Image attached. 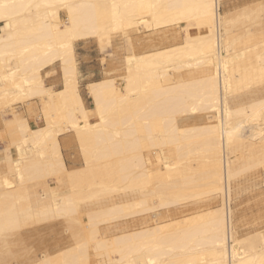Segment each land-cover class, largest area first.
<instances>
[{
	"label": "bare ground",
	"instance_id": "1",
	"mask_svg": "<svg viewBox=\"0 0 264 264\" xmlns=\"http://www.w3.org/2000/svg\"><path fill=\"white\" fill-rule=\"evenodd\" d=\"M229 12L221 0H0V106L27 99L28 113L42 116L34 128L20 111L5 123L21 136L7 141L2 160L0 264H264V229L240 236L233 206L249 180L244 174L264 166V30L229 35L237 19ZM169 24L181 27L182 43L134 53L135 31ZM117 33L133 51L124 85L117 90L113 77L91 83L90 114L75 44L95 39L103 47ZM56 62L64 82L58 90L42 75ZM187 118L205 121L182 123ZM65 130L76 133L82 166L67 167L59 140ZM129 190L138 192L134 200L123 199ZM201 196L221 203L182 219L162 220L154 210ZM101 198L103 206L91 207ZM82 207L89 222L71 228L74 246L31 251L23 243L32 225L40 231ZM135 213H142L136 229L137 220H127Z\"/></svg>",
	"mask_w": 264,
	"mask_h": 264
},
{
	"label": "rangeland",
	"instance_id": "2",
	"mask_svg": "<svg viewBox=\"0 0 264 264\" xmlns=\"http://www.w3.org/2000/svg\"><path fill=\"white\" fill-rule=\"evenodd\" d=\"M221 10H223V11L227 10L228 12L230 11L229 13L231 15L233 13V17L237 18V19H234V23H233V26L231 27V29L229 31V35L234 32L233 35L240 37V36H244V33H246V31L248 32V30L249 31L250 30L261 31L262 29L264 30V0H221ZM66 15H67L66 11L61 10V17L65 18ZM235 20H236V24H235ZM169 26L166 28H153V29H148V30L141 28L142 30L141 29L138 30L139 34L137 31H135L132 34V39L134 41L133 42V45H134L133 48L137 47L136 48L137 50L135 48H134L135 50L133 49L134 53H136V54L145 53V52L154 51L157 49L166 48V47H170V46H174L176 44L182 43L183 42V30L181 29V27L178 24H171V25L169 24ZM259 29H261V30H259ZM179 31L181 32V34H179L180 33ZM203 31H205V29H203ZM141 33H143V34H141ZM239 33H240V35H239ZM180 35H182V36H180ZM177 38L179 39L178 40L179 42L177 41ZM136 39H137L138 43L136 42ZM91 41L100 50L101 56H102L101 60L103 63L106 62L107 58H111L112 62L113 61L115 62V65L113 67L108 68L105 71L104 78H107V77L115 78V80L117 82L116 89L120 90V88L123 87V85H124V81L122 80L121 77H123L122 75H124L126 72V68H125L126 54H128L130 56L131 53L133 52L132 50L128 49L125 37H123V35L121 36L120 33L114 34L112 36V38L110 39V41L108 43H105L103 47L95 39H91ZM176 41L178 43H176ZM49 69H54L55 71L54 70H47V69L42 71V75H44L45 84L46 85H52L55 89L61 88L63 86V81H62L63 71L60 68V63L56 62L55 64L51 65ZM46 70L49 71L48 74H46V72H47ZM54 72H57L56 77H54L52 79L58 78V84L56 82H54L51 78L48 79V77H47ZM183 75H185L184 77L190 76L189 74L186 73V71L183 72ZM172 76H174V75H172ZM162 78L163 77L161 75V76H159L158 79L162 80ZM84 81L85 80H82L81 76L79 75L80 92L83 95V97L87 98V93H86L87 87L85 86ZM115 94H119V93L115 92ZM41 98L37 96L35 98L36 100L35 99L33 100L34 109L40 114H41V112L38 108V107H40V102H42V107L44 105V99L43 98L41 99ZM90 99L93 100L92 97ZM11 100H12V98H10V101L8 99V101L11 102L12 104L8 102V103H5L6 104L5 105L3 103L6 101L5 100L2 102V104L0 106V109H1L0 110V159H1L0 174H1V176H4L6 174L5 162L2 161L3 156H4L3 155L4 154V148L6 147V144L8 142L12 143L11 142L12 137H13L12 141L14 142L15 137L17 140V138H19V136H21V133H19V131H9L8 126H6L7 124L5 125V123H7V120H10L9 118L12 117L13 112H15V111L23 112L25 114V116L28 117L29 123L33 128L42 124L41 123L42 120L40 119L38 121V118L36 115H34L35 116L34 117L33 115H30L28 113L27 107H29V105L27 104V101H28L27 99H26L27 101L25 99H23V100H19V101H14V103H13V100L12 101ZM93 104H94L93 101H92V103H90L89 101H87V103H86L87 108L89 110H91V112L89 111L90 114H94V110H92V109H94ZM3 105L6 107H4ZM35 105H37L36 108H35ZM91 107H93V108H91ZM39 117H42V116L39 115ZM5 119H6V122H4ZM187 119H189V118H187ZM36 120H37V122H36ZM204 121H205V119H202V121L199 123H202ZM5 132H6V134L4 135ZM3 135H4V138H3ZM59 138H60V143L62 145V152L64 153L63 155H64V159L66 161L67 167L69 169H73V168L82 166L83 158H82L79 142H78V139L76 137V133L74 131L65 130L60 134ZM166 159L169 160V157L166 156ZM263 167L264 166H262L260 164L257 167L255 166V167L251 168L250 170H248V172H246V173H248V175L244 174V177L245 178L249 177V180L246 181L245 183H242L239 186L240 188L239 187L237 188L238 193L235 196V198L233 199V206L235 207V210L237 212L235 221H236L238 234L240 236L247 235L250 233L253 234L254 230H255V226L257 227V225L261 226L262 229H264V212H263L264 211V189H263L264 187L262 185V181H264V168ZM258 175H260V176L258 177ZM251 176H253V177H251ZM53 178L54 177L48 176L46 178V180L48 183H50L52 186H55L61 192H65L68 190V186L66 183L59 184V183H57L56 179L55 178L53 179ZM123 184H125V183H123ZM60 186H61V188H60ZM133 192L129 190L128 194L125 195L126 197L123 196V199L125 198L128 200H130V199L134 200V198H136L135 196L138 194V192L137 193L135 191H133ZM132 195H134V198L132 197ZM137 197H139V196H137ZM204 197H205V199H204ZM211 197L201 196V197H199V199H198V197H196V198L192 197V199L190 197L189 200L186 198L185 200H183V202L181 201L180 204L179 203L177 205L173 204V205H170L168 208H161L160 207L157 210L156 209H154V210L157 212L159 211L157 217L159 219H162V220H172V219H179V218L182 219L183 216L184 217H188V216L191 217L192 216L191 214H193L197 211L206 210L210 203L211 204L209 207H218L220 205V203H221L220 197H218V198L214 197V196H211ZM200 198H202V199H200ZM99 199H93L94 202H93V200L91 201L92 202L91 207H93V208L95 207L94 208L95 210L97 208H100V205L103 206L104 199L101 198V200L98 201ZM157 199L158 198H156V200ZM95 200H96V202H95ZM102 200H103V202H102ZM200 205H201V207H199ZM197 208H198V210H197ZM81 209L80 210L82 212L80 211L81 213L78 212V214H74L75 216L74 215L65 216V217L61 216V217L56 218V219L47 220L48 222L47 221L43 222L41 229H39L40 231H38V229H37V224L32 225L30 227L31 232L30 231L29 232L33 233V234H30L28 232V234H27L28 236L27 235L25 236V238H24L25 241L23 240V243L27 244L29 246V247L27 246L28 249H32L31 251H33V249H36L38 246H40L41 249L43 248V250L46 249V250L52 251V252L58 251L62 248L64 249L66 247L67 248L71 247L72 245L74 246V244H76L75 242H77V240L75 239V231H76V227H77L76 224H79L80 222H83V223L89 222V219H88L89 216H87L85 208L82 207ZM154 210H151L148 213H150V212L153 213ZM160 213H162V214H160ZM141 214L142 213H139V214L135 213V214H132L131 216H127V220H129V218H130V223H132L131 221L134 222V220L136 221L137 218L139 219L141 217ZM74 217H76V220H73ZM77 217L79 218V220ZM131 218H133L134 220ZM163 218H165V219H163ZM67 219H69V220H67ZM124 219L125 218H117L113 221L114 222H117V221L123 222ZM258 221L260 222V224L258 223ZM134 223H137V225L134 224L136 226L135 229L137 227L139 228L140 225H138V223H140V221L137 220V222H134ZM74 225H75V229H74ZM105 225H106L105 222L104 223L100 222L98 224V226H100V227L105 226ZM130 227L132 228L131 224H130ZM71 228H73L72 230H75V231H72ZM132 229H134V228H132ZM118 231L119 230H115V231L111 230L108 233H110L111 236H113L114 232H116L115 234H117ZM120 231L122 232L121 229H120ZM118 233H120V232H118ZM108 236L111 237L109 234H108Z\"/></svg>",
	"mask_w": 264,
	"mask_h": 264
},
{
	"label": "crops",
	"instance_id": "3",
	"mask_svg": "<svg viewBox=\"0 0 264 264\" xmlns=\"http://www.w3.org/2000/svg\"><path fill=\"white\" fill-rule=\"evenodd\" d=\"M167 26H169V25H164V26H161L158 28H166ZM75 52H76L77 69H78L77 70L78 83H79V75H80L81 79L85 80L84 84L87 87L86 93H87L88 99L83 97V95L81 94L83 99H84L85 105H86L87 101H89L90 103H92V101H93L90 99L92 96L88 92L89 85L91 83L99 82L102 79H105L104 78L105 71L108 68L113 67L115 65V62L114 61L112 62L111 58H107L106 62L103 63L101 60L102 56H101L100 50L97 48L96 45L93 44V42L91 40H78L75 44ZM49 68H50V66L47 67L46 69L47 70H54V69H49ZM56 73L57 72H54L51 75L47 76L48 79H50V78L52 79V78L56 77ZM52 80L58 84V78H55ZM62 81H63V75H62ZM44 82H45V80H44ZM63 86H64V82H63ZM61 88H59V89H61ZM92 99H93V97H92ZM36 107H37V105H35V108ZM38 108H39V110L42 108V102H40V107H38ZM201 121H202L201 118H195V119H186L182 123L185 122L186 124H191V123L201 124V123H199Z\"/></svg>",
	"mask_w": 264,
	"mask_h": 264
},
{
	"label": "built area",
	"instance_id": "4",
	"mask_svg": "<svg viewBox=\"0 0 264 264\" xmlns=\"http://www.w3.org/2000/svg\"><path fill=\"white\" fill-rule=\"evenodd\" d=\"M38 119H41V117H39Z\"/></svg>",
	"mask_w": 264,
	"mask_h": 264
}]
</instances>
